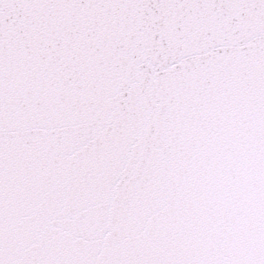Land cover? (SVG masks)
I'll return each mask as SVG.
<instances>
[{"label":"snow or ice","instance_id":"1","mask_svg":"<svg viewBox=\"0 0 264 264\" xmlns=\"http://www.w3.org/2000/svg\"><path fill=\"white\" fill-rule=\"evenodd\" d=\"M0 264H264V0H0Z\"/></svg>","mask_w":264,"mask_h":264}]
</instances>
